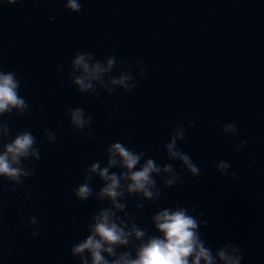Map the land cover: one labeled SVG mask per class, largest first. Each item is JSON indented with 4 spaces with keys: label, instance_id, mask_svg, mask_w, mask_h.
<instances>
[{
    "label": "water",
    "instance_id": "obj_1",
    "mask_svg": "<svg viewBox=\"0 0 264 264\" xmlns=\"http://www.w3.org/2000/svg\"><path fill=\"white\" fill-rule=\"evenodd\" d=\"M79 3L73 12L66 0H0V73L13 75L24 101L0 113V152L22 134L33 138L13 165L25 174L0 176V264H93L88 250L73 249L105 211L130 235L103 259H135L161 236L153 218L164 210L196 220L213 264H225L221 251L264 264V0ZM79 55L106 69L85 90L75 83L85 76L73 63ZM77 109L82 127L71 122ZM117 143L139 156L133 172L148 160L158 169L151 197L128 191V172L110 152ZM104 168L118 178L120 209L101 195Z\"/></svg>",
    "mask_w": 264,
    "mask_h": 264
},
{
    "label": "clouds",
    "instance_id": "obj_2",
    "mask_svg": "<svg viewBox=\"0 0 264 264\" xmlns=\"http://www.w3.org/2000/svg\"><path fill=\"white\" fill-rule=\"evenodd\" d=\"M13 2V0H9ZM69 10L77 12L80 10L79 0H66L65 5ZM74 65L81 68L85 73V76L75 80V83L79 86L80 90L89 89L91 87V80L98 79V74L106 71L101 68L99 64H94L89 67L87 58L83 55H79L73 61ZM112 60L109 59L108 66H111ZM124 79L114 80L113 84H124ZM89 81V82H85ZM18 87L11 73H0V113L9 111L11 108L22 109L24 107V101L18 98L16 89ZM71 122L77 126L82 127L85 123L82 117V113L79 109L71 113ZM231 125L227 130L231 129ZM33 144V138L31 135L25 133L14 139L10 144L4 146V150L0 152V176L7 177L9 179H16L20 175L25 173L21 172L18 167L13 165L18 164L20 158L26 157L30 154V149ZM174 144L168 145L169 150L173 148ZM112 156H119L120 163L123 168L128 172L126 177L130 183L128 184L129 192H142L145 197H151L152 193L149 191L152 180L150 174L158 171L155 168L153 162L148 160L144 166L138 171H132L136 166L139 156L133 154L121 144H114L110 150ZM33 156L36 155L35 151H32ZM173 156H179V158L185 163L193 174H196L197 169L190 163L186 156H180L179 153L172 152ZM115 163L110 156L109 166ZM97 165H92L91 171L97 170ZM220 168H226L227 165L221 164ZM167 171V169H165ZM108 169L104 168L99 171V175L106 181V187L102 189L101 195L107 196L114 202V207L117 209L122 208V205L115 204L116 198L120 195L117 191L119 187L118 178L116 175H107ZM171 183V181H169ZM77 195L81 199L87 198L89 195V188L87 185H81L77 190ZM111 213L105 211L100 213L96 217V223L93 226V235H90L83 243L79 244L73 249L74 253H81L84 250H88L91 253L93 264H107L101 255L102 251H106L109 254L112 253V245H125L128 243V236L130 233L123 231L122 227L110 220ZM154 224L158 232L161 233L159 238H151L146 243L142 244L136 252L135 259H130L127 253L121 255L116 259L113 264H189V257H192L191 264H200L203 260L204 264H213L212 257L209 251L203 247L202 243L198 239V234L195 231L197 223L194 218L187 215L183 210L168 211L164 210L157 214L154 218ZM131 235H134L136 239L143 237V232L133 229ZM95 237H98L96 239ZM104 244L109 247H103ZM233 251H236L233 249ZM219 258L225 261V264H240L239 256H226L223 251L217 254Z\"/></svg>",
    "mask_w": 264,
    "mask_h": 264
}]
</instances>
